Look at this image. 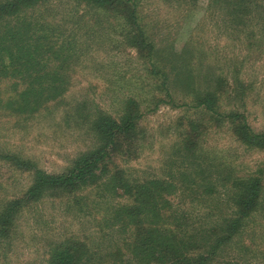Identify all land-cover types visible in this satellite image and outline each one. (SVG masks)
<instances>
[{
	"label": "trees",
	"instance_id": "trees-1",
	"mask_svg": "<svg viewBox=\"0 0 264 264\" xmlns=\"http://www.w3.org/2000/svg\"><path fill=\"white\" fill-rule=\"evenodd\" d=\"M165 1L189 9L197 3ZM137 7L135 0H0V112L28 118L60 98L67 90L71 60L81 58L78 52L86 50L88 38L99 31L95 24L103 31L112 19L122 20L121 30L128 27L127 43L146 46L153 60ZM206 11L218 35L264 54V0H209ZM149 67L157 74L154 62ZM233 75L231 94L227 78L221 76L211 78L201 92L191 90L196 107L208 122L226 123L242 145L264 149V128L255 131L243 112L219 108L224 94L234 104L244 102L245 84ZM8 80L15 88L6 93L2 83L8 85ZM162 83L166 85L165 79ZM140 115L125 113L116 120L99 114L92 122L96 146L60 173L0 152V161L32 175L21 195L2 204L0 245L29 205L94 187L103 196L128 199L112 216L121 233L130 231L128 238L107 249L65 240L52 249L48 264H253L260 252L245 239L248 223L258 214L264 217V169L238 174L233 164L199 152L198 142L189 141L172 153L162 176L139 180L121 171L109 174L119 138L134 133Z\"/></svg>",
	"mask_w": 264,
	"mask_h": 264
},
{
	"label": "rangeland",
	"instance_id": "rangeland-1",
	"mask_svg": "<svg viewBox=\"0 0 264 264\" xmlns=\"http://www.w3.org/2000/svg\"><path fill=\"white\" fill-rule=\"evenodd\" d=\"M135 1L142 29L152 43L153 60H149L146 46L127 43L124 33L128 27L121 30L122 20L112 19L103 31L95 24L99 31L88 38L86 50L78 52L81 58L71 60L67 90L60 98L28 118L0 112V152L60 173L96 146L92 122L99 114L119 120L125 113H139L134 133L118 140L109 174L121 171L139 180L162 176L172 153L189 141L198 142L199 152L233 164L238 174L263 170L264 149L242 145L226 123L216 126L208 122V116L196 107L191 90L201 92L211 78L221 76L227 78L231 94L234 72L245 84L244 102L236 105L224 94L219 108L243 112L249 125L261 131L264 54L218 35L211 25L213 17L206 11L209 0H197L190 9L165 0ZM151 62L157 74L150 73ZM11 82L7 81L10 88L2 83L6 93L13 92ZM31 180V173L0 161V210L5 201L21 195ZM102 194L100 188L98 193L89 187L73 195L44 197L23 209L9 239L0 245V264H48L52 249L65 240L106 249L121 245L130 231L121 233L112 216L128 199ZM247 227L246 242L251 239L250 244L260 252L252 263L262 264L264 217L256 215Z\"/></svg>",
	"mask_w": 264,
	"mask_h": 264
}]
</instances>
